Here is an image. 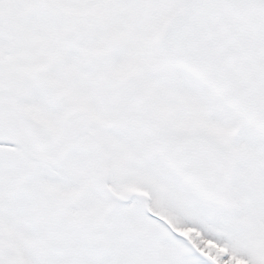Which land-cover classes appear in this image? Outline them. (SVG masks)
<instances>
[{
	"label": "snow or ice",
	"instance_id": "1",
	"mask_svg": "<svg viewBox=\"0 0 264 264\" xmlns=\"http://www.w3.org/2000/svg\"><path fill=\"white\" fill-rule=\"evenodd\" d=\"M0 264H264V0H0Z\"/></svg>",
	"mask_w": 264,
	"mask_h": 264
}]
</instances>
